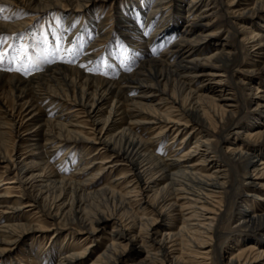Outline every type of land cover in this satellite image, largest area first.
<instances>
[{
    "label": "bare ground",
    "instance_id": "obj_1",
    "mask_svg": "<svg viewBox=\"0 0 264 264\" xmlns=\"http://www.w3.org/2000/svg\"><path fill=\"white\" fill-rule=\"evenodd\" d=\"M57 1L0 0L9 11L7 19L0 18V34L14 40L28 32ZM97 1L68 0L63 12L67 44L86 26L84 20L73 25L80 15L89 16L86 33L96 34L79 62L54 63L27 78L0 71V168L11 176L6 181L0 175V188L17 184L19 189L16 196L14 186L0 194V264L29 234L31 264L263 261L264 206L246 203L243 197L249 187L261 190L253 198L264 196V148L246 143L252 137L264 139V120L255 118L244 126L239 119L247 110L264 113V82L237 78L235 68L260 60L251 72L260 71L264 27L248 25L249 18L236 20L243 12L230 17L225 0H129L123 6L113 0L111 25ZM227 1L234 8L236 0ZM184 2L185 24L180 27ZM19 11L25 15L21 20L12 16ZM95 19L97 26L91 25ZM217 23L230 26L236 35L244 30L237 46L212 41L219 32ZM151 26L155 28L148 34L144 29ZM167 35L175 37L164 41L159 53L150 52ZM128 37L133 38L131 45L126 44ZM116 42L123 50L137 51L138 64L111 78L91 74L88 66L106 57L107 46ZM248 44L254 54L246 62ZM196 83L200 85L194 87ZM217 129L221 143L245 130L257 132L226 152L219 147L220 165L212 171L217 161L210 138ZM170 133L169 146L181 135V143L191 141L192 146L185 152L174 148L162 157L158 144ZM22 140L25 150L20 154L16 148ZM95 144L100 147L90 157L98 158L86 163ZM80 146L69 175L63 162L67 155L76 159L73 152ZM58 153L60 160L55 159ZM219 194L223 198L216 201ZM237 202L242 210L233 214L228 204ZM28 208L50 218L54 230L37 218L22 220L20 211ZM233 219L237 230H224L223 224ZM109 222L110 236L104 246L96 245L92 258L88 252ZM49 232L66 235L39 241V234ZM77 234H83V246L69 244L67 239L75 240ZM223 236L253 243L225 259L229 250L217 244ZM133 241L141 249L127 255Z\"/></svg>",
    "mask_w": 264,
    "mask_h": 264
},
{
    "label": "rangeland",
    "instance_id": "obj_2",
    "mask_svg": "<svg viewBox=\"0 0 264 264\" xmlns=\"http://www.w3.org/2000/svg\"><path fill=\"white\" fill-rule=\"evenodd\" d=\"M67 1L68 0H60L59 1L60 4H58V1H57L56 4L52 6V8L50 7L48 9V12H49L48 16L41 18L38 22L35 23L36 25L35 26L33 25V27L28 32H24L25 34L22 33L18 35L14 40L7 39V42L2 47H0V50L5 51L8 56V58L5 59L3 64H0V71H6L10 74H16L22 78H27L31 74H35L41 71L43 68L47 67L48 65L58 63V62L74 64L81 60L83 53L85 51V48L88 46V43L96 39V34L93 32L86 33L85 29L87 28L90 22V19L87 18L89 17L88 15H84V16L80 15L78 17H75L72 22L74 26L75 25L77 26L82 20L86 21V26L84 28L85 31L83 30L79 33H75L73 42L67 44L66 35L68 34V32H65V28H66L65 20L66 19L64 17L65 14L63 13L64 9L66 8ZM128 1L129 0H117V4L123 6V5H126ZM186 2L182 4L180 27H182L185 24L184 8L186 6ZM234 2H235L233 4L234 8L232 9H229L226 6L227 3H229V1L225 0L224 2L225 10L226 12H228V15L230 17H234V15H239V13L243 12V14L241 15V18H236V20L242 21L243 18H249L250 22L248 23V25L255 22L264 27V10H263L264 3H262L264 2L263 0L262 1L261 0H236ZM260 2L263 4V6ZM112 4H113V0H98L96 2V7H98L97 9L99 12L100 11L103 12V15L104 14L110 15L109 22L112 23L111 25H113V22L115 21V18L113 17V14H114L113 8L115 7V5H112ZM3 9H4L3 12H0V18L7 17L8 15L7 13L9 11L6 10V7H3ZM254 10H255V14H252L250 12L249 14L247 13L248 11L252 12ZM12 16H14V18H18V20H21L22 18L25 17V15H23V13H21L20 11L18 13L17 12L12 13ZM143 20H141V23L143 22L142 24L145 25V22ZM214 20L215 18L214 19L212 18V21ZM98 23H99V19L98 20L95 19L93 20L91 25L97 26ZM156 25H157V22L155 26ZM216 25L217 26L214 28L217 30L215 31H219V32H217V34L212 38V41L215 42L217 40L219 44H225L230 49L237 46L238 40L242 39L243 37L244 30L238 32V34L236 35L234 30L230 26H227L224 23H217ZM155 26L147 27L144 30H146L148 34H151ZM220 27L222 28V30ZM173 37L175 36H172V38ZM58 38H62V40L59 41L61 43V48L62 49H68V48L73 49L75 52L74 56L69 55L67 52H64V51H61L59 55H56L52 51L54 45L58 42ZM168 38H170L169 35L165 36L161 40L159 39L156 45H154L151 48V50L149 49L150 52L159 53L160 51H162L163 42L164 41L166 42ZM126 39H127L126 44L131 45L133 38L128 37ZM44 41H47V44H45ZM21 44L29 45L28 52H29V55L33 58V64L30 66H26L27 71H25V68L21 67L19 63L11 62L10 60V57L16 53V49ZM107 49H108V52H107L108 54H106V57H102L99 62L90 64L88 66L90 69V71L89 70L88 71L91 74H94L95 76L100 75L103 77L111 78L115 76V74H119L120 72L125 73L126 71H129V69L130 70L133 69V67L139 62V59H138L139 56H136L134 54L137 51H133V50L131 51V49L123 50L119 42H116L114 44L110 43V45L107 46ZM213 49L214 47H211L207 52L209 53ZM252 49H253L252 44H248L246 48L244 49V57H246L245 58L246 62L249 61L252 54H254ZM261 64H262V61L260 60L251 61L247 64H241L235 68V76L237 78L251 80L252 82H257V81L264 82V65L262 66V68L260 69L258 73L252 74L251 72L253 70L258 69ZM17 68H21V70L17 71L16 70ZM249 76H253V77H249ZM199 85L200 83H196L194 87H197ZM2 98H5V96H2ZM256 114H258L260 117H258V115ZM83 116L84 115L82 114L81 120L85 119V117ZM255 118L256 119L260 118L261 120H264V113L259 114L258 112L247 110L246 112L242 114V116L239 119V122L242 123V125L246 126L247 124H252L251 122L254 123L256 121ZM221 126H223V124H221ZM87 130H90V129H87ZM191 130L192 128L188 129V131H191ZM219 131L220 129H217L216 133L211 132L213 137H211L210 139L213 140V148H214L212 155L216 158L215 160L217 161V163L212 166V171H214V169H216L217 166L220 165L219 163L221 159L219 158V147L222 148L224 152H226L228 149V146H230L231 144L233 146L245 144L243 142L244 138L249 134H253V132H257L256 130H252V131L245 130L242 133L233 135L226 142L221 143L219 140V133H218ZM173 135L174 133H170V135L166 137L164 136V139L158 144L159 146L158 154H160L162 157H166L170 153V151L174 148L181 147L182 152H185L192 146L191 141H185L181 143V140L183 137L182 135L180 137L179 136L176 137L174 139L173 144L169 146L170 145L169 143ZM263 140L264 139L260 140V139L252 137V140L249 142L247 141L246 143L264 148ZM17 144L18 145H17L16 151L19 152L20 154L24 153L25 148L23 146L25 144V140H22L18 142ZM92 146L93 147L88 152L89 153L87 155L88 161L86 163L93 162V160L98 158V156H95V158H92L90 156L91 154L96 152L97 148H99L100 145L95 144ZM82 147L83 146L78 147L73 152V154L74 155L76 154V156H78V154L75 152H79L82 149ZM108 154L109 153H107L105 156H107ZM61 155L62 153H58L55 159L60 160L62 157ZM66 158L67 159L63 163H65L66 165L67 174L70 175L74 171L73 169L76 165L75 162L77 161L79 156L76 159H73L72 157L67 155ZM98 161H100V159ZM2 171L3 170L0 168V175L3 176L2 178L5 179L6 181H10L11 176H9L8 173H2ZM119 172H117L116 174H119ZM7 186H10V187L14 186V188L11 190L12 196H16L18 194L19 189L17 188V184L6 185V186L1 187L0 194L4 193L2 189L6 188ZM255 190L261 191L259 189L249 187L248 192L243 197V201L246 203H256V204L264 206V196L263 195H258V198H253L256 192ZM262 190L264 191V189ZM261 193H264V192H261ZM222 198H223V194H219L215 200L217 201ZM221 204L223 205L222 208L224 209L226 205L225 201L222 200ZM228 206H229V209H232L233 214H235L236 212L238 213L239 209L242 210L241 204L239 202H237L236 204L230 203L228 204ZM134 208H136V206H134ZM20 217L22 218V220H26L28 218H30L31 220H35L37 218L38 220L43 221V224L45 227H47V229L49 228L51 231H53L55 228V226H53V223L51 222L52 220L48 218L47 216H43L41 213H39V210L37 208L35 209L28 208L26 210L20 211ZM109 223L110 224L107 225L106 229L96 236L97 242L94 244V247H92V249L90 248V251L88 252V255H91L92 258H95L97 256L98 249H96L97 248L96 245L98 244L100 246H104V244L106 243L107 239L110 236L109 234L111 233L112 224L111 222ZM223 227H224V230L228 229L231 232H234L235 230H237L234 219L230 222L224 223ZM52 233L53 232H49L46 234L44 233L45 235L39 234L38 235L39 237L37 238H39V241H41L42 243H45V242L48 243L49 240L51 241L52 238L54 240V238L57 237V236H53ZM63 234L66 235L65 233ZM63 234L61 232V234L57 237V239L59 238L63 239V236H64ZM31 236L32 235L29 234L27 237L21 239L22 241H20L19 244L11 251L12 255L10 257L8 256L7 258H5L4 260L5 264H9L10 260H12V262L15 264H31V258L29 257V255H27V253L33 249V248H30V246L28 245V243L32 239ZM37 238H34V239H37ZM80 238L81 239L83 238V234H77V239L75 240L70 239V238H68L67 240L69 244L76 245V246L78 245L83 246V243H82L83 241L79 242L81 240ZM127 242L128 241H126L125 244H127ZM251 243L253 242H249L246 244L242 243L241 241L235 242L232 240L231 237H228V236L221 237L217 242L218 246H221L224 249L229 250L228 254L225 256V259L226 258L228 259L231 256L237 254L239 251L246 249L247 246H249ZM90 244L91 243L88 241L86 246ZM137 249L138 250L141 249L140 242L133 241V246L128 248L127 255L135 254L134 251L135 250L137 251ZM93 250L95 252L94 253L92 252L91 254V251ZM256 264H264V257H263V261L258 262Z\"/></svg>",
    "mask_w": 264,
    "mask_h": 264
},
{
    "label": "snow or ice",
    "instance_id": "obj_3",
    "mask_svg": "<svg viewBox=\"0 0 264 264\" xmlns=\"http://www.w3.org/2000/svg\"><path fill=\"white\" fill-rule=\"evenodd\" d=\"M3 7L0 6V12H3ZM4 19H7V17H3ZM7 37L0 34V47H2L7 42ZM62 40V38H58V42L54 45L52 51L59 55L61 51L67 52L69 55H75V52L73 49H62L61 43L59 42ZM45 44H47V41H44ZM29 45L27 44H21L17 49L16 53L10 57L11 62L19 63L21 67L25 68V71H27L26 66H30L33 64V58L29 55L28 52ZM8 58L7 53L3 50H0V64H3L5 59ZM17 71H20L21 68H17ZM130 70V69H129Z\"/></svg>",
    "mask_w": 264,
    "mask_h": 264
}]
</instances>
